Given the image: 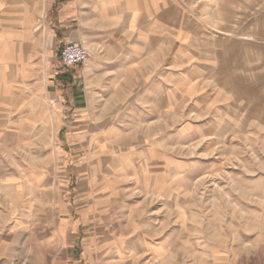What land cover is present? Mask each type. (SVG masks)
<instances>
[{"label":"rangeland","instance_id":"rangeland-1","mask_svg":"<svg viewBox=\"0 0 264 264\" xmlns=\"http://www.w3.org/2000/svg\"><path fill=\"white\" fill-rule=\"evenodd\" d=\"M176 5L173 48L82 110L47 40L54 103L14 98L0 139V264H264V0Z\"/></svg>","mask_w":264,"mask_h":264},{"label":"crops","instance_id":"crops-1","mask_svg":"<svg viewBox=\"0 0 264 264\" xmlns=\"http://www.w3.org/2000/svg\"><path fill=\"white\" fill-rule=\"evenodd\" d=\"M48 3L50 9L54 7L49 22L53 36L45 37L42 19ZM176 3L186 8L189 0H0V139L10 135L6 129L10 128V102L14 98L23 96L28 106L45 107L46 102H53L47 94L58 82L50 81L49 86L40 78L45 72L40 59L49 38L54 39L58 53L72 41L93 54L76 73L59 67L63 70L60 80L66 72L82 79V93L73 105L82 110L95 100L87 92L101 89V82L108 90H116L124 76L137 72L141 76L143 57L152 55L154 43L157 47L159 42L164 44L165 55L173 48ZM144 26L154 29L146 39Z\"/></svg>","mask_w":264,"mask_h":264},{"label":"built area","instance_id":"built-area-1","mask_svg":"<svg viewBox=\"0 0 264 264\" xmlns=\"http://www.w3.org/2000/svg\"><path fill=\"white\" fill-rule=\"evenodd\" d=\"M92 52L79 42H66L59 51V64L64 70H75L90 61Z\"/></svg>","mask_w":264,"mask_h":264}]
</instances>
